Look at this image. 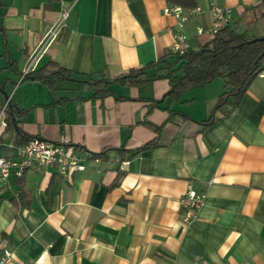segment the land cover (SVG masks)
<instances>
[{
	"label": "crops",
	"instance_id": "crops-1",
	"mask_svg": "<svg viewBox=\"0 0 264 264\" xmlns=\"http://www.w3.org/2000/svg\"><path fill=\"white\" fill-rule=\"evenodd\" d=\"M260 1L196 0L180 27L164 15L165 0H0V86L9 95L0 91V108L18 106L21 129L50 141L64 137L86 165L68 176L54 167L22 176L11 169L0 181V252L10 248L12 264H264L261 78L207 127L226 90L222 78L174 101L161 77L165 64L150 67L157 78L138 86L112 82L101 99L79 81H20L63 10L66 25L37 70L60 65L79 79H113L166 57L174 30L185 32L190 49L200 48L212 37L213 5L229 8L228 24L242 26L245 9ZM5 128L0 156L17 160L22 147ZM190 185L206 197L187 219L180 198Z\"/></svg>",
	"mask_w": 264,
	"mask_h": 264
},
{
	"label": "trees",
	"instance_id": "trees-1",
	"mask_svg": "<svg viewBox=\"0 0 264 264\" xmlns=\"http://www.w3.org/2000/svg\"><path fill=\"white\" fill-rule=\"evenodd\" d=\"M168 5H180L185 9L197 6L196 0H165ZM243 25L226 24L218 30L205 44L198 49H190L184 55L172 52L166 54L157 62L149 63L140 68H131L127 72L113 78H77L74 73L60 65L49 72L35 70L27 77L39 78L51 87L63 80L79 81L93 92L94 97L102 98L112 93L110 84L114 81L126 86H138L157 78L148 72L150 67L165 64L167 69L165 77L169 80L170 90L168 99H180L184 91L203 86L216 78L225 81L226 90L219 96L218 102L211 115L204 121V127L212 125L234 108L243 97L247 88L258 77L264 68V41L254 40L264 35V0L245 9L241 15ZM244 26V28H242ZM262 29V32L260 31ZM22 110L8 102L5 109L7 122L5 132H14L13 143L24 147L36 135L24 131L18 126ZM160 127L156 128L159 131ZM156 145V139L129 151L133 156L143 149ZM81 146H77L80 148ZM109 149L94 153L93 156L101 157Z\"/></svg>",
	"mask_w": 264,
	"mask_h": 264
},
{
	"label": "built area",
	"instance_id": "built-area-1",
	"mask_svg": "<svg viewBox=\"0 0 264 264\" xmlns=\"http://www.w3.org/2000/svg\"><path fill=\"white\" fill-rule=\"evenodd\" d=\"M214 23L209 30L212 36L228 24L229 8H222L213 5ZM164 15L176 18L180 27H183L189 18L188 11L180 5H166L163 9ZM69 15V9L63 10L58 19L55 20L52 27L44 35L39 46L29 55L27 66L21 72L20 81L27 75L38 68V64L54 40L58 38L66 25ZM203 28H199V33L203 32ZM173 45L171 52L176 55H184L190 50L189 37L182 29L173 31ZM258 77L264 82V68L259 72ZM6 103L0 108V127H6L5 109ZM54 167L61 176H68L71 172L84 170L86 165L81 161L80 157L73 151L69 141L62 137L58 141H50L41 138L30 140L21 148L20 158L0 156V181L6 180L11 169H14L17 176H22L25 171L32 168ZM206 193L198 192L191 185L180 198V204L186 209V217L190 219L204 204ZM14 252L10 248L3 249L0 252V264H12Z\"/></svg>",
	"mask_w": 264,
	"mask_h": 264
},
{
	"label": "water",
	"instance_id": "water-1",
	"mask_svg": "<svg viewBox=\"0 0 264 264\" xmlns=\"http://www.w3.org/2000/svg\"><path fill=\"white\" fill-rule=\"evenodd\" d=\"M254 40H263L264 41V35L262 37L255 38ZM0 91L3 92L7 100L9 99L8 93H6L5 89L3 86H0Z\"/></svg>",
	"mask_w": 264,
	"mask_h": 264
},
{
	"label": "rangeland",
	"instance_id": "rangeland-1",
	"mask_svg": "<svg viewBox=\"0 0 264 264\" xmlns=\"http://www.w3.org/2000/svg\"><path fill=\"white\" fill-rule=\"evenodd\" d=\"M242 28H244V26H243ZM260 31L262 32V29H261ZM17 80H18V79H17ZM12 88H13V87L11 86V87H10V90H11Z\"/></svg>",
	"mask_w": 264,
	"mask_h": 264
}]
</instances>
